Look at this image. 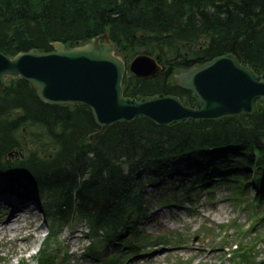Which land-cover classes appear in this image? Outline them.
Listing matches in <instances>:
<instances>
[{
  "label": "trees",
  "instance_id": "obj_1",
  "mask_svg": "<svg viewBox=\"0 0 264 264\" xmlns=\"http://www.w3.org/2000/svg\"><path fill=\"white\" fill-rule=\"evenodd\" d=\"M105 31L126 62L146 53L164 67L148 80L127 74L130 97L173 94L195 105L175 72L225 53L264 76V0H0V52L10 57L51 51L54 42L76 46ZM99 128L91 110L46 104L24 78L7 79L0 95V175L9 184L25 179L34 195H46L56 244L64 226L85 222L89 255L100 264H125L119 255L102 258L97 243L112 242L121 227L130 232L143 215L133 176L144 168L181 160L195 165L194 184L209 181L214 170L225 179L251 170L255 183L264 184V101L253 115L220 121L117 123L91 142ZM124 246L137 251L130 241ZM255 253L243 249L241 262ZM53 254L46 245L36 264H58Z\"/></svg>",
  "mask_w": 264,
  "mask_h": 264
},
{
  "label": "water",
  "instance_id": "obj_2",
  "mask_svg": "<svg viewBox=\"0 0 264 264\" xmlns=\"http://www.w3.org/2000/svg\"><path fill=\"white\" fill-rule=\"evenodd\" d=\"M53 47L50 52L32 49L12 58L0 52V93L8 77H22L37 88L46 104H76L90 109L100 126L92 140L116 123L141 118L172 127L190 120L250 115L264 99L263 76L240 63L233 53L177 75L180 85L193 91L198 101L197 107H191L176 95L125 96L122 81L127 67L108 33L83 45L67 47L55 42ZM129 69L137 77L150 78L162 66L157 59L142 54Z\"/></svg>",
  "mask_w": 264,
  "mask_h": 264
},
{
  "label": "rangeland",
  "instance_id": "obj_3",
  "mask_svg": "<svg viewBox=\"0 0 264 264\" xmlns=\"http://www.w3.org/2000/svg\"><path fill=\"white\" fill-rule=\"evenodd\" d=\"M177 169L178 173L183 175L173 176V179L168 176L158 185L146 184L143 196L149 213L140 225L138 230L141 235L137 237L142 246L141 253L128 255L127 264H180L182 261H187L188 264H231L224 257V248L226 245L232 246L234 241H240V238L237 239L231 230L219 241L217 237L220 228L231 223L233 219L241 224L251 221L248 209L237 210V203L232 198L235 193L233 180L226 181L223 178V182L220 180L214 183L213 196L205 189H192L191 196L194 201L191 203L192 199L185 190V187L190 185L187 178L189 169L185 166L176 168L172 170L173 175H176ZM213 178H217L216 174ZM0 185L5 188L4 178H0ZM164 191L169 192L172 197L175 196L173 194H178L181 202L172 206H160L161 194ZM248 193V199H251L256 192L250 188ZM33 199L31 210L34 214L20 218L22 228L19 231L5 228V223L10 219V212L4 207L0 208V264H22L23 260L27 264H33L45 242L47 219L44 212L37 207L39 199ZM261 212L263 214L264 210ZM205 227L213 231L204 233ZM27 229H30L31 237L24 243L21 237L28 233ZM63 230L65 247L72 255L70 264H93L84 255V248L89 242L85 224L77 222L72 229L66 226ZM112 250L116 251V246H110V251ZM250 263L264 264V260L258 258Z\"/></svg>",
  "mask_w": 264,
  "mask_h": 264
},
{
  "label": "bare ground",
  "instance_id": "obj_4",
  "mask_svg": "<svg viewBox=\"0 0 264 264\" xmlns=\"http://www.w3.org/2000/svg\"><path fill=\"white\" fill-rule=\"evenodd\" d=\"M179 72L181 71L175 72V74H178ZM29 198V196L25 197L19 194L15 195L11 194V192L2 191L0 188V208L4 207V209H8L10 212V219H8V221L5 223V228H8L9 230L19 231L22 228V223H19L20 218L34 214V212L31 210L32 206L29 205L28 202ZM34 218H36V215H34ZM29 230L30 229H27L28 233L21 237V241H23L24 243H26L27 240L31 237V233L29 232Z\"/></svg>",
  "mask_w": 264,
  "mask_h": 264
}]
</instances>
